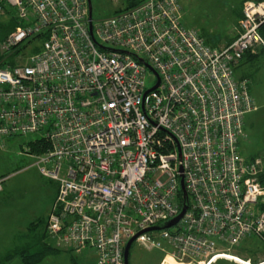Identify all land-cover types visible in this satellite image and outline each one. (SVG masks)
Segmentation results:
<instances>
[{
  "label": "built area",
  "instance_id": "1",
  "mask_svg": "<svg viewBox=\"0 0 264 264\" xmlns=\"http://www.w3.org/2000/svg\"><path fill=\"white\" fill-rule=\"evenodd\" d=\"M110 1L118 7L92 17L91 34L88 0H0L20 24L0 55L44 35L28 62L0 66V147L39 135L25 153L58 183L48 235L76 255L92 249L96 264H125L128 241L186 203L178 224L136 238L166 252L161 264H210L262 239L263 161L239 149L257 106L236 67L264 47V0H246L237 37L221 48L182 23L178 0Z\"/></svg>",
  "mask_w": 264,
  "mask_h": 264
},
{
  "label": "rangeland",
  "instance_id": "2",
  "mask_svg": "<svg viewBox=\"0 0 264 264\" xmlns=\"http://www.w3.org/2000/svg\"><path fill=\"white\" fill-rule=\"evenodd\" d=\"M178 1L182 8V23L187 28L197 30L208 45L224 47L229 39L237 35L239 15L246 0ZM92 6L95 21L113 15L118 7L110 0H92ZM15 15L12 8H2L0 27L8 26ZM39 45V42L29 46L24 43V49L16 54L11 52L0 55V60L12 66L22 65L35 54L36 46ZM253 53L257 54L256 60L245 62L236 70L237 78L248 77L249 92L257 106L255 112L245 117L244 132L247 138L240 141L239 149L243 157H259L264 162V50L257 47ZM156 81V76L148 72L145 79L146 89L152 88ZM39 139V135L34 134L1 142L4 146L0 147V178L5 181L3 191H0V263L24 264L19 256L8 262L5 258L20 248H30L31 254L40 253L44 244H48L57 251L45 252L38 264H96L92 249L76 255L64 248H58L57 241L46 232L58 183L44 177L35 165L37 159L25 153L30 143ZM224 254L230 256L217 258L210 264H242L240 261L254 264L249 259L252 255H256L259 261L264 260V243L259 237L251 236L241 244L226 250ZM165 256L166 252L160 249L149 250L134 241L129 262L161 264ZM259 264H264V261Z\"/></svg>",
  "mask_w": 264,
  "mask_h": 264
},
{
  "label": "trees",
  "instance_id": "3",
  "mask_svg": "<svg viewBox=\"0 0 264 264\" xmlns=\"http://www.w3.org/2000/svg\"><path fill=\"white\" fill-rule=\"evenodd\" d=\"M139 2H141V0H131V3L128 4V6H133V5H136L138 4ZM2 4V7H7L5 6L4 3H1ZM240 17H242V13L240 14ZM19 22L17 20L16 17H12V21L11 23L6 26V27H0L1 29V33H0V43L6 39L8 37V35L10 33H12L14 30H16V28L19 26ZM260 35L264 41V24L260 27ZM44 40V35H37L36 37H33L29 40H26L24 43H27V45H31V44H34V43H42V41ZM23 43V44H24ZM23 44H21L20 46H18L16 48V50H14V52H12L13 54H16L18 53L19 51H21L22 49H24L25 46H23ZM264 50V47L262 48ZM40 50V45L39 46H36V52H38ZM254 51H249L245 54L244 58L242 59V61L240 62V64L236 67V70L241 67L245 62H252V61H255L256 58H257V54L256 53H253ZM1 64L0 66H5L7 65L3 60H0ZM240 79H248V77H241ZM255 158V157H253ZM259 158V157H258ZM261 159V158H260ZM262 160V159H261ZM263 161V160H262ZM263 167H264V162H263ZM1 179V178H0ZM260 179L262 180V182H264V170L263 172L260 174ZM264 206V204H263ZM46 232H47V229H46ZM47 235V233H46ZM264 243V236L263 238L261 239ZM44 248L43 250L40 252V253H36V254H31L30 253V248H25V249H22L20 248V250H16L14 252H12L11 254H9L5 259L8 261H11L13 258L19 256L23 263L24 264H38L41 262V260L43 259V256L45 254V252L49 251V250H52V251H57L56 249H52V246L48 245V244H44ZM256 258V259H255ZM254 264H259L263 261H259L257 260V256L256 255H252V258L250 256L249 258ZM225 261V260H224ZM221 262V261H220ZM0 264H3V263H0Z\"/></svg>",
  "mask_w": 264,
  "mask_h": 264
},
{
  "label": "water",
  "instance_id": "4",
  "mask_svg": "<svg viewBox=\"0 0 264 264\" xmlns=\"http://www.w3.org/2000/svg\"><path fill=\"white\" fill-rule=\"evenodd\" d=\"M88 5H89V20H90V32L91 34H93V25H92V17H93V6H92V0H88ZM98 46L104 50H107V51H114L113 49L111 48H108V47H104V46H101L98 44ZM141 62H143V59H140ZM147 68L148 70L153 73L156 77H157V83L156 85L151 89V90H154L156 89L158 86H159V77H158V74L154 71V69L147 64ZM181 189H182V192H183V195H184V198H188V194H187V190L185 188V184H184V180L181 179ZM188 209V205L185 203L180 214L174 218L173 220L169 221V222H166L162 225H159V226H156V227H152V228H148L146 229L145 231L141 232V233H145V232H152V231H158V230H164V229H169L173 226H175L176 224H178V222L182 219L183 215L185 214V212L187 211ZM137 234L135 237L131 238L126 247H125V253H124V258H125V264H130L129 262V257H130V249H131V246L133 244L134 241H136V238L141 234Z\"/></svg>",
  "mask_w": 264,
  "mask_h": 264
},
{
  "label": "bare ground",
  "instance_id": "5",
  "mask_svg": "<svg viewBox=\"0 0 264 264\" xmlns=\"http://www.w3.org/2000/svg\"><path fill=\"white\" fill-rule=\"evenodd\" d=\"M167 261H168V263H167ZM237 261H240V260H237ZM165 262H166V263H165ZM165 262H164L163 264H176L175 261H173L171 258H167V259L165 260ZM240 262H242V261H240Z\"/></svg>",
  "mask_w": 264,
  "mask_h": 264
},
{
  "label": "crops",
  "instance_id": "6",
  "mask_svg": "<svg viewBox=\"0 0 264 264\" xmlns=\"http://www.w3.org/2000/svg\"><path fill=\"white\" fill-rule=\"evenodd\" d=\"M240 14H241V13H240ZM240 18H241V17H240V15H239V19H238V21L240 20ZM236 37H237V35H235L233 38L229 39L228 42L226 43V45H228L230 42H232V40H234ZM226 45H225V46H226ZM252 113H253V112H252ZM247 115H248V114H247ZM2 191H3V190H2ZM80 255H81V254H80Z\"/></svg>",
  "mask_w": 264,
  "mask_h": 264
}]
</instances>
